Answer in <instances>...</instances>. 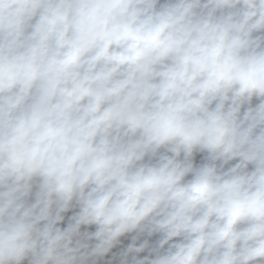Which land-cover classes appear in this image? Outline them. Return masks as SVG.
I'll use <instances>...</instances> for the list:
<instances>
[{
    "label": "clouds",
    "instance_id": "obj_1",
    "mask_svg": "<svg viewBox=\"0 0 264 264\" xmlns=\"http://www.w3.org/2000/svg\"><path fill=\"white\" fill-rule=\"evenodd\" d=\"M0 264H264V0H0Z\"/></svg>",
    "mask_w": 264,
    "mask_h": 264
}]
</instances>
